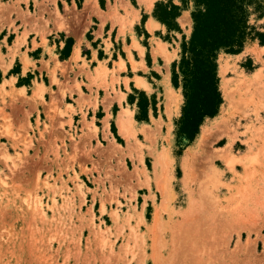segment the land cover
Here are the masks:
<instances>
[{
	"label": "rangeland",
	"instance_id": "1",
	"mask_svg": "<svg viewBox=\"0 0 264 264\" xmlns=\"http://www.w3.org/2000/svg\"><path fill=\"white\" fill-rule=\"evenodd\" d=\"M194 9L0 0V264H264V44L219 52V110L181 138Z\"/></svg>",
	"mask_w": 264,
	"mask_h": 264
},
{
	"label": "trees",
	"instance_id": "2",
	"mask_svg": "<svg viewBox=\"0 0 264 264\" xmlns=\"http://www.w3.org/2000/svg\"><path fill=\"white\" fill-rule=\"evenodd\" d=\"M254 0H194L193 31L182 44L183 55L174 62L173 84L179 86L183 75L185 106L179 130L181 138L192 139L206 116L217 114L222 103L217 57L221 50L240 52L248 37H258L264 44V31H256L248 22L247 6ZM179 6L157 3L155 15L169 27L175 24ZM146 15H144V18ZM67 41L65 49H69ZM113 129L115 126L113 124Z\"/></svg>",
	"mask_w": 264,
	"mask_h": 264
},
{
	"label": "bare ground",
	"instance_id": "3",
	"mask_svg": "<svg viewBox=\"0 0 264 264\" xmlns=\"http://www.w3.org/2000/svg\"><path fill=\"white\" fill-rule=\"evenodd\" d=\"M123 117H121V119H119V123H118V126H119V131L120 133L125 136V137H129L131 135V129L130 127L128 126L127 122H125L123 119ZM125 119V118H124ZM160 189V188H159ZM166 192V191H165ZM165 199V198H164Z\"/></svg>",
	"mask_w": 264,
	"mask_h": 264
},
{
	"label": "crops",
	"instance_id": "4",
	"mask_svg": "<svg viewBox=\"0 0 264 264\" xmlns=\"http://www.w3.org/2000/svg\"><path fill=\"white\" fill-rule=\"evenodd\" d=\"M39 42V41H38ZM83 44V43H82ZM78 45V41L76 40L75 41V43H74V45H73V49H72V52L75 50V47ZM40 56V55H42V52H39L38 54H37V56ZM34 59L36 60V61H39V60H41V58L40 57H34ZM43 59H44V57H43ZM152 85H153V83H152Z\"/></svg>",
	"mask_w": 264,
	"mask_h": 264
}]
</instances>
